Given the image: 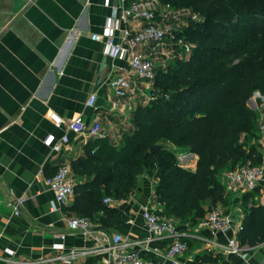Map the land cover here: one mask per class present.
I'll list each match as a JSON object with an SVG mask.
<instances>
[{
    "label": "crops",
    "instance_id": "0c3cea01",
    "mask_svg": "<svg viewBox=\"0 0 264 264\" xmlns=\"http://www.w3.org/2000/svg\"><path fill=\"white\" fill-rule=\"evenodd\" d=\"M103 3L104 0H0L2 264H31L39 259L44 264H101L105 260L103 252L76 254L67 262L60 258L70 250L92 248L96 241L67 230L66 219L75 216L65 209L71 203L72 194L58 209L50 210L48 203L53 193L44 182L60 163L70 166L72 160L83 157L88 139L98 138L68 134L67 143L60 144V137L67 130L52 124L51 113L66 123L74 116H80L86 125L98 121L101 138L118 146L123 132L130 128L129 116L134 104L146 101L137 92L129 99H117L105 84L109 76L123 73L129 67L125 58L108 57L103 53L102 43L89 38L90 33H102L105 18L110 14L112 2L108 6ZM139 88L144 87L140 84ZM90 93L96 95L92 108L85 106ZM246 104L254 110L251 99ZM54 143L59 145L58 151L51 150L50 145ZM169 147L175 146L169 143ZM186 159H190V164L185 168L193 171L196 155L187 153L181 160ZM73 179L75 183L88 178L75 176ZM225 194V207L216 206L240 228L247 207L259 204L264 208V178L251 191H226ZM19 197L24 202L19 213L13 215L11 205ZM110 206L120 210L127 219L99 230L119 233L129 242L125 250L137 252L145 264H173L162 256L168 244L166 239L149 242L157 254L142 250L149 233L141 219V207L160 210V205L153 200L150 178L140 175L132 193L124 200H113ZM182 231L186 232L183 239L187 250L177 257L175 264H213L204 258L216 255L228 264L264 262V240L253 246L240 245L246 251L245 258H241L225 247L230 233L211 237L189 221L184 223ZM59 234H64V238L60 239ZM57 244L61 249L54 248Z\"/></svg>",
    "mask_w": 264,
    "mask_h": 264
},
{
    "label": "trees",
    "instance_id": "16d2710c",
    "mask_svg": "<svg viewBox=\"0 0 264 264\" xmlns=\"http://www.w3.org/2000/svg\"><path fill=\"white\" fill-rule=\"evenodd\" d=\"M158 1L202 18L178 32L193 45L190 55L156 68L149 98L134 104L120 145L88 139L84 156L70 162L73 177L88 179L74 183L65 209L103 229L127 217L102 198L125 199L140 175L152 180L153 200L160 205L156 213L174 218L182 230L210 207H225L222 173L246 162L261 163L255 111L246 103L253 93L264 96V0ZM162 141L196 155L194 170L177 165L169 148L148 151ZM236 239L247 246L264 240L261 205L244 210ZM204 261L228 264L219 255Z\"/></svg>",
    "mask_w": 264,
    "mask_h": 264
},
{
    "label": "built area",
    "instance_id": "2783aa9c",
    "mask_svg": "<svg viewBox=\"0 0 264 264\" xmlns=\"http://www.w3.org/2000/svg\"><path fill=\"white\" fill-rule=\"evenodd\" d=\"M109 2H112L111 10L105 18L102 33H90L89 38L101 42L103 53L108 57L112 59L125 58L129 68L123 73L109 76L105 84L117 99H129L135 92L148 99V90L156 68H165L174 58H182L193 48L191 43L178 35L180 29L186 26L188 21L198 22L202 18L188 8L160 4L158 0H104L103 5L108 6ZM140 84L143 85V90L139 88ZM261 98L263 100L260 105L254 106L261 163L253 165L246 162L233 170L222 173L220 181L225 191H251L255 188L257 181L264 178V96ZM95 101L96 95L90 93L85 101V106L92 108ZM112 106H115V102L112 103ZM49 119L55 127L64 126L67 130V134L60 137V144L67 143L68 134L85 139L103 137L98 121L86 125L80 116H74L66 123L53 113L49 115ZM49 143L47 142V144ZM50 148L53 151H58L59 145L54 143L50 145ZM44 182L53 193V198L48 203L49 209L56 210L72 194L74 179L70 166L60 163L51 176L44 178ZM23 202L24 200L20 197L14 200L11 205L13 215L19 213ZM102 203L112 205L113 200L106 196L102 198ZM140 211L143 225L149 233L142 250L157 254V249L151 248L149 242L154 239H166L168 244L162 256L175 264L177 257L187 250L186 242L181 240L182 237H185L186 232L177 230V222L170 216L157 214L154 209L148 206H142ZM196 225L199 229L206 230L211 237L217 233L224 235L230 233L231 236L228 237L225 245L227 251L245 258L246 251L235 238L239 225H234L220 206L210 207ZM96 226L95 220L86 216L68 217L66 219L67 230L77 232L82 237L92 238L96 243L87 250L78 252L70 250L66 256H60V258L67 262L76 254L103 252L106 257L101 264H145L137 252L125 250L129 242L119 233L95 230ZM58 237L63 239L64 234H59ZM61 247L59 244L54 246L56 249H61ZM2 260L3 258H0V264H2ZM31 264H44V260L39 259Z\"/></svg>",
    "mask_w": 264,
    "mask_h": 264
},
{
    "label": "rangeland",
    "instance_id": "374dc122",
    "mask_svg": "<svg viewBox=\"0 0 264 264\" xmlns=\"http://www.w3.org/2000/svg\"><path fill=\"white\" fill-rule=\"evenodd\" d=\"M190 53H191V50L186 55H184L182 58L183 59L188 58V56L190 55ZM262 96L263 95H259L258 93H253V95L249 98V99H251V102H252L253 106L254 105H256V106L260 105V103L262 102L261 100H263V98H261ZM250 109H252V107H250ZM249 142H251V140ZM156 145L159 146V149L163 146V147H166V148H169L170 150H172L173 153H174L175 162L177 163V165L183 166L185 168L188 164H190V159H188V160L186 159L185 161H182L184 155H186L189 152H186L185 150H182V149L176 148V147L170 148L169 147V143H167L165 141H162L160 143H157ZM181 158H182V160H181Z\"/></svg>",
    "mask_w": 264,
    "mask_h": 264
},
{
    "label": "water",
    "instance_id": "95a60500",
    "mask_svg": "<svg viewBox=\"0 0 264 264\" xmlns=\"http://www.w3.org/2000/svg\"><path fill=\"white\" fill-rule=\"evenodd\" d=\"M157 149H159V146L156 145V144H154V145L149 146L148 151H149V152H154V151L157 150ZM94 229H95V230H99V229H102V227L97 226V227H95Z\"/></svg>",
    "mask_w": 264,
    "mask_h": 264
}]
</instances>
